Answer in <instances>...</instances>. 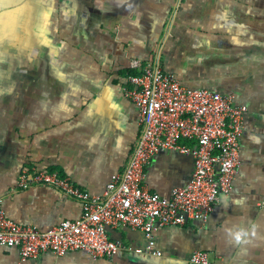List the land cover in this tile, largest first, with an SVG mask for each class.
I'll return each mask as SVG.
<instances>
[{
    "label": "crops",
    "instance_id": "0c3cea01",
    "mask_svg": "<svg viewBox=\"0 0 264 264\" xmlns=\"http://www.w3.org/2000/svg\"><path fill=\"white\" fill-rule=\"evenodd\" d=\"M0 17V199L21 225L47 230L83 213L54 187L20 188L23 169L56 171L96 195L125 170L141 133L124 94L134 60L160 56L182 85L248 107L233 190L206 222L155 231L160 255L137 252L148 248L144 231L108 228L124 243L112 257L47 251L22 261L17 247L0 245V264H191L196 250L218 264H264V0H0ZM193 171V156L161 151L145 183L170 196ZM248 221L260 226L252 243H227L224 227Z\"/></svg>",
    "mask_w": 264,
    "mask_h": 264
},
{
    "label": "built area",
    "instance_id": "2783aa9c",
    "mask_svg": "<svg viewBox=\"0 0 264 264\" xmlns=\"http://www.w3.org/2000/svg\"><path fill=\"white\" fill-rule=\"evenodd\" d=\"M132 68L138 72L128 75L124 94L138 107L141 133L125 170L111 176L103 195L90 193L56 171L23 169L20 188L51 186L82 204L78 219L47 230L10 219L0 199V245L17 247L22 261L47 251L59 256L82 250L94 258L112 257L124 243L110 238L108 228L144 231L148 248L137 252H150L155 231L189 220L206 222L220 195L233 190L242 165L240 138L248 107L236 104L232 93L182 85L163 69L160 56L146 63L134 60ZM166 150L194 158L190 181L175 187L170 196L151 191L145 183L152 157ZM191 264L218 263L207 251L196 250Z\"/></svg>",
    "mask_w": 264,
    "mask_h": 264
},
{
    "label": "clouds",
    "instance_id": "9594fccd",
    "mask_svg": "<svg viewBox=\"0 0 264 264\" xmlns=\"http://www.w3.org/2000/svg\"><path fill=\"white\" fill-rule=\"evenodd\" d=\"M237 206L242 205V200H234ZM259 225L255 221H248L245 224L225 226L223 229L224 237L227 243L236 247H244L252 243L257 237Z\"/></svg>",
    "mask_w": 264,
    "mask_h": 264
},
{
    "label": "rangeland",
    "instance_id": "374dc122",
    "mask_svg": "<svg viewBox=\"0 0 264 264\" xmlns=\"http://www.w3.org/2000/svg\"><path fill=\"white\" fill-rule=\"evenodd\" d=\"M2 23H5V21H4V19L2 18V17H0V24H2ZM7 43H10V42H7ZM0 57H1V55H0ZM17 57L18 56H13V61L12 62H15L16 60H17ZM8 58H9V56H8ZM18 62V61H17Z\"/></svg>",
    "mask_w": 264,
    "mask_h": 264
},
{
    "label": "trees",
    "instance_id": "16d2710c",
    "mask_svg": "<svg viewBox=\"0 0 264 264\" xmlns=\"http://www.w3.org/2000/svg\"><path fill=\"white\" fill-rule=\"evenodd\" d=\"M132 74H136L137 72L136 71H131Z\"/></svg>",
    "mask_w": 264,
    "mask_h": 264
}]
</instances>
